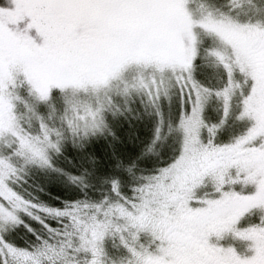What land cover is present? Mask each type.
<instances>
[{"label": "snow or ice", "instance_id": "snow-or-ice-1", "mask_svg": "<svg viewBox=\"0 0 264 264\" xmlns=\"http://www.w3.org/2000/svg\"><path fill=\"white\" fill-rule=\"evenodd\" d=\"M0 264H264V0H0Z\"/></svg>", "mask_w": 264, "mask_h": 264}, {"label": "trees", "instance_id": "trees-1", "mask_svg": "<svg viewBox=\"0 0 264 264\" xmlns=\"http://www.w3.org/2000/svg\"><path fill=\"white\" fill-rule=\"evenodd\" d=\"M141 115H143V112H141ZM121 121H123V117L120 118ZM129 120L132 123V127H128V123L124 122L123 128L117 129V134L122 137L123 144L117 143L116 148L120 153L124 156L126 163H131L132 159L136 154L139 152V148L142 146L137 145L132 149V155L125 154L123 152L124 146L129 144V137H131V141L135 142L137 139V136L139 137H147L150 135V133L144 128V123H142L139 119H133L132 116H129ZM145 122L148 123L149 128L151 127L150 120L146 117ZM126 130V131H125ZM133 133H136V135H133ZM110 139V138H109ZM144 143L147 142L146 139L143 140ZM99 147L107 148V144L102 140L100 142ZM168 153L167 145H165L164 150L162 151L163 155H166ZM153 159L151 157H146L142 160H137L136 163L138 165L137 168L134 169L136 173H139L141 168L151 167L153 164ZM56 163L63 168H69L71 169V166L67 164V162L63 160H58ZM72 171H76L75 169H71ZM114 175L118 176L124 185L125 189L127 188L128 183L132 182L131 176H129L126 172L114 170ZM29 184H36L39 183L42 187H45V192H38L37 189L32 188L31 191L39 195L40 199L48 203L50 206H58L60 204V201L54 200L53 197L56 195H60L61 198H68L72 194L68 193L65 189L62 188V184L64 183L63 177H57L55 173L46 174L42 172H36L33 174V176L27 177ZM24 187H28V185H24ZM105 187H108V185H105ZM51 193V196L48 195V193ZM100 193H96V195H99ZM53 223H55L53 221ZM26 230L23 229L21 226V229L18 230L19 235L17 232L12 233V235L9 236V239L16 244H22L24 239V232ZM30 237V234H28Z\"/></svg>", "mask_w": 264, "mask_h": 264}, {"label": "rangeland", "instance_id": "rangeland-1", "mask_svg": "<svg viewBox=\"0 0 264 264\" xmlns=\"http://www.w3.org/2000/svg\"><path fill=\"white\" fill-rule=\"evenodd\" d=\"M136 107H139V103L137 102V105H136ZM142 112V111H141Z\"/></svg>", "mask_w": 264, "mask_h": 264}]
</instances>
